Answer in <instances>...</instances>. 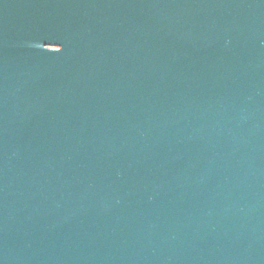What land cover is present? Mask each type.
<instances>
[{"label": "water", "instance_id": "water-1", "mask_svg": "<svg viewBox=\"0 0 264 264\" xmlns=\"http://www.w3.org/2000/svg\"><path fill=\"white\" fill-rule=\"evenodd\" d=\"M0 264H264V0H0Z\"/></svg>", "mask_w": 264, "mask_h": 264}]
</instances>
